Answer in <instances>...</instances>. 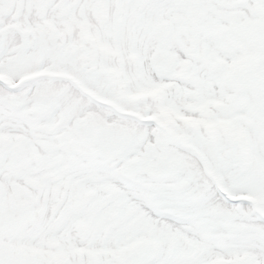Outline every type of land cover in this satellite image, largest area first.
I'll return each mask as SVG.
<instances>
[{"label": "snow or ice", "instance_id": "1", "mask_svg": "<svg viewBox=\"0 0 264 264\" xmlns=\"http://www.w3.org/2000/svg\"><path fill=\"white\" fill-rule=\"evenodd\" d=\"M0 264H264V0H0Z\"/></svg>", "mask_w": 264, "mask_h": 264}]
</instances>
